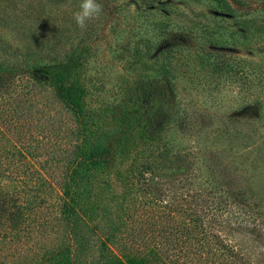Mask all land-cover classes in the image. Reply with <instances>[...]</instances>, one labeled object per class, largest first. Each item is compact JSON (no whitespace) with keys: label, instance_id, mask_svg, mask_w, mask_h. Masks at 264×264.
<instances>
[{"label":"trees","instance_id":"trees-1","mask_svg":"<svg viewBox=\"0 0 264 264\" xmlns=\"http://www.w3.org/2000/svg\"><path fill=\"white\" fill-rule=\"evenodd\" d=\"M208 60L202 76L226 71ZM6 68L0 264H264V210L235 156L160 144L171 124L194 132L191 103L154 108L165 98L142 76L109 102L82 67Z\"/></svg>","mask_w":264,"mask_h":264},{"label":"rangeland","instance_id":"rangeland-1","mask_svg":"<svg viewBox=\"0 0 264 264\" xmlns=\"http://www.w3.org/2000/svg\"><path fill=\"white\" fill-rule=\"evenodd\" d=\"M98 2L103 12L81 29L74 20L81 0H0V73L6 66L82 67L109 102L128 80L151 79L165 98L154 108L168 98L172 112L191 103L196 117L192 134L171 124L160 144L173 152L233 154L264 210V9L236 10L234 0ZM199 57L226 71L202 76Z\"/></svg>","mask_w":264,"mask_h":264},{"label":"clouds","instance_id":"clouds-1","mask_svg":"<svg viewBox=\"0 0 264 264\" xmlns=\"http://www.w3.org/2000/svg\"><path fill=\"white\" fill-rule=\"evenodd\" d=\"M103 12V6L98 0H81L79 11L74 13L76 25L85 29L87 23L99 17Z\"/></svg>","mask_w":264,"mask_h":264}]
</instances>
